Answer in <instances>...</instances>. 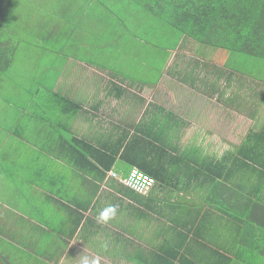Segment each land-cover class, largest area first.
<instances>
[{
    "label": "crops",
    "instance_id": "crops-1",
    "mask_svg": "<svg viewBox=\"0 0 264 264\" xmlns=\"http://www.w3.org/2000/svg\"><path fill=\"white\" fill-rule=\"evenodd\" d=\"M133 25L101 0H12L0 264H240L255 251L238 205L264 203V71L181 32L157 46ZM250 135L243 153L259 163L239 155ZM132 167L155 178L147 192L120 182ZM108 205L116 216L97 223Z\"/></svg>",
    "mask_w": 264,
    "mask_h": 264
},
{
    "label": "trees",
    "instance_id": "trees-1",
    "mask_svg": "<svg viewBox=\"0 0 264 264\" xmlns=\"http://www.w3.org/2000/svg\"><path fill=\"white\" fill-rule=\"evenodd\" d=\"M143 1L149 12L165 19L179 32L203 42L204 44L242 52L250 56L264 59V0H138ZM12 0H0V71L9 67L11 49L7 47L2 35L5 27L7 11ZM252 136L247 137L240 145L239 155L247 157L243 149L249 144ZM259 163L260 157H247ZM239 208L249 207L242 212L246 216L249 227L256 226V233L251 234L252 248L259 253L264 264V219L256 220L258 215L264 216V203L252 200L251 196L241 197ZM248 264V252L245 253ZM254 264H258L254 261Z\"/></svg>",
    "mask_w": 264,
    "mask_h": 264
},
{
    "label": "rangeland",
    "instance_id": "rangeland-1",
    "mask_svg": "<svg viewBox=\"0 0 264 264\" xmlns=\"http://www.w3.org/2000/svg\"><path fill=\"white\" fill-rule=\"evenodd\" d=\"M23 0H16L17 3ZM44 2L45 0H36ZM72 1V0H69ZM100 1V0H93ZM112 4L119 13H123L126 20L132 19L133 26L136 28V33L140 34L145 40L149 39L151 42H155L157 46L171 47V44L175 42L176 36L169 37L170 33L176 35L180 33L176 28L170 24L165 23V19L160 16H153L149 14V10L142 5L143 1L138 0H101ZM134 11V12H131ZM137 13V15H136ZM150 15V16H149ZM140 21V23H139ZM137 26L138 29H137ZM127 33V31H126ZM148 41V40H147ZM12 46V45H11ZM239 55L240 63L242 67L251 68V70L264 71V59L247 55L242 52H237ZM238 59V58H237ZM248 251V264H254V261L261 264L262 258L257 252Z\"/></svg>",
    "mask_w": 264,
    "mask_h": 264
},
{
    "label": "built area",
    "instance_id": "built-area-1",
    "mask_svg": "<svg viewBox=\"0 0 264 264\" xmlns=\"http://www.w3.org/2000/svg\"><path fill=\"white\" fill-rule=\"evenodd\" d=\"M109 175L118 178L115 172H110ZM119 180L137 193L147 192L155 183L154 177L136 167H132L128 174L123 178H119Z\"/></svg>",
    "mask_w": 264,
    "mask_h": 264
},
{
    "label": "clouds",
    "instance_id": "clouds-1",
    "mask_svg": "<svg viewBox=\"0 0 264 264\" xmlns=\"http://www.w3.org/2000/svg\"><path fill=\"white\" fill-rule=\"evenodd\" d=\"M117 214V207L115 205H108L104 208H102L97 217V223L100 224H107L110 220H112ZM100 247L102 250L107 251L108 250V243L107 241L103 242ZM79 264H101V257L99 255L96 256H89L81 254L79 255Z\"/></svg>",
    "mask_w": 264,
    "mask_h": 264
}]
</instances>
